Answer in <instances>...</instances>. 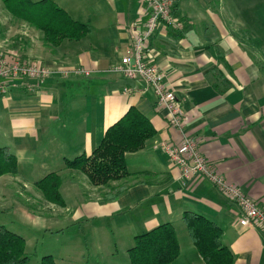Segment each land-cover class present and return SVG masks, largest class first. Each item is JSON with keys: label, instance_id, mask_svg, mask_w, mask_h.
Masks as SVG:
<instances>
[{"label": "crops", "instance_id": "crops-1", "mask_svg": "<svg viewBox=\"0 0 264 264\" xmlns=\"http://www.w3.org/2000/svg\"><path fill=\"white\" fill-rule=\"evenodd\" d=\"M53 1L75 21L89 24L91 31L80 41L64 42L55 54L31 38L33 45L26 49L0 50L7 58L40 67L55 61L52 74L42 82L21 79L0 97V148H9L20 172L10 178L21 181L26 191L29 175L40 177L37 170L49 173L54 165L65 167L67 160L90 156L107 129L136 107L156 130L142 150L126 157L127 170L138 178L124 181L127 190L117 200L105 201L103 195L110 190L87 185L82 175L91 192L75 205L63 199L65 205L57 207L67 213L55 214V219L68 216L73 222L87 221L91 230L126 233L128 249L136 236L170 223L180 246L173 264H205L191 238L182 240L177 231L184 215L193 212L222 229L234 264H264V232L240 227L243 211L237 203L206 179H184L158 146L178 145L184 136L197 140L212 169L264 209L262 43L249 40L258 50L254 54L236 36L224 11L212 7L213 0H177L173 15L183 28L160 26L148 46L185 112L181 131L169 125L150 88L112 70L146 28V1ZM65 191L73 197L75 189Z\"/></svg>", "mask_w": 264, "mask_h": 264}, {"label": "trees", "instance_id": "trees-1", "mask_svg": "<svg viewBox=\"0 0 264 264\" xmlns=\"http://www.w3.org/2000/svg\"><path fill=\"white\" fill-rule=\"evenodd\" d=\"M1 1L13 19L28 24L40 34L39 41L47 50L58 49L64 42L80 41L90 34L89 24L75 21L53 0ZM21 41L19 46L25 49L31 44V39L25 35ZM155 135L156 130L149 118L136 107H131L119 121L107 129L100 145L90 156L81 155L67 160L65 170L86 176L95 187L109 188L110 191L103 195L105 201L117 200L127 190L124 181L137 176L127 170V155L142 150L146 142ZM5 175L16 177L20 176V172L9 148L2 147L0 178ZM115 182L122 184L118 187L114 185ZM61 183L62 176L51 173L34 186L46 204L64 206L60 193ZM24 202L30 207L27 201ZM184 222L191 241L205 264H234V256L223 244V231L216 223L193 212L184 215ZM134 240V246L128 250L130 264H173L179 257L177 233L170 223L161 224L136 236ZM27 262L25 238L0 225V264ZM41 264L56 263L52 256H45Z\"/></svg>", "mask_w": 264, "mask_h": 264}, {"label": "rangeland", "instance_id": "rangeland-1", "mask_svg": "<svg viewBox=\"0 0 264 264\" xmlns=\"http://www.w3.org/2000/svg\"><path fill=\"white\" fill-rule=\"evenodd\" d=\"M212 7H218L220 11H224L225 20L233 27L236 36L244 40L254 54L258 50L250 43L252 40H259L264 48V0H213ZM0 33L3 34L0 36V40L3 42L0 43V50H4V47L11 50L12 48L19 49L17 46L21 45V38L24 35L34 39L35 43L40 42L41 38L33 27L13 19L1 0ZM3 37L5 40L2 39ZM32 43L29 46L33 45ZM40 43L37 44L42 46ZM50 52L55 54V49ZM260 55L264 57V52H261ZM7 60L41 68L44 71L52 72L51 69L55 68V61L40 67L32 62H23V59L22 62L13 59V57ZM49 170L52 171L45 174L37 170V174L40 176L37 178L29 175L31 185L27 188V192L24 191L22 182H15L10 178L11 176H7V180L0 181V225L25 238L27 264H41L45 256H52L56 264H129L128 251L126 253L128 247L123 239L124 236H127L126 233L120 234L116 231L106 233L105 229L91 230L93 226L87 221L73 222L66 218L68 216H60L55 219V214H66L67 212L58 208L59 205H56L55 208V204H46L41 193L36 191L35 183L40 182L51 173L60 174L62 176L61 196L67 204L71 205L77 204L80 200H86L87 192L89 194L91 191H89V186H85L82 174L77 172H74L73 175L66 174L69 171L65 170L62 165L56 168L54 165ZM22 177L25 178V176ZM121 184L114 183L118 187ZM87 185H91V183L89 182ZM66 189L70 191L75 189L72 192L73 197L68 196L70 193L65 191ZM103 189L110 190L107 187H103ZM96 192L97 190L94 192L95 195H97ZM24 201H27L30 207H27ZM57 208L59 209L58 213L55 211ZM32 217L38 219L33 220ZM178 230L181 239L184 236V240H190L185 223L178 226ZM134 243L135 241L129 243L131 244L130 248L134 246Z\"/></svg>", "mask_w": 264, "mask_h": 264}, {"label": "built area", "instance_id": "built-area-1", "mask_svg": "<svg viewBox=\"0 0 264 264\" xmlns=\"http://www.w3.org/2000/svg\"><path fill=\"white\" fill-rule=\"evenodd\" d=\"M149 7L146 28L134 40L131 49L122 57L113 71L129 81H142L157 98L159 108L166 111L167 121L172 128L184 131L185 112L175 92L166 84L161 69L152 56L149 41L160 26L181 30L182 24L173 15L177 0H145ZM0 55V97L6 95L11 86L21 79H33L42 82L52 72L34 66L19 64ZM125 92H130L125 89ZM160 145V146H159ZM159 147L180 169L184 179H206L213 183L229 200L237 203L243 211L239 220L242 228H257L264 232V209L246 197L240 189L230 185L210 166L207 158L200 152L197 140L184 136L181 143L158 144Z\"/></svg>", "mask_w": 264, "mask_h": 264}]
</instances>
